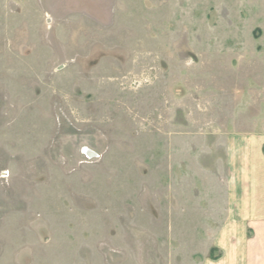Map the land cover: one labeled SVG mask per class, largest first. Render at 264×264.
<instances>
[{"label": "rangeland", "instance_id": "rangeland-1", "mask_svg": "<svg viewBox=\"0 0 264 264\" xmlns=\"http://www.w3.org/2000/svg\"><path fill=\"white\" fill-rule=\"evenodd\" d=\"M240 145L264 0H0V264H229Z\"/></svg>", "mask_w": 264, "mask_h": 264}, {"label": "crops", "instance_id": "crops-1", "mask_svg": "<svg viewBox=\"0 0 264 264\" xmlns=\"http://www.w3.org/2000/svg\"><path fill=\"white\" fill-rule=\"evenodd\" d=\"M237 149L233 159V227L244 232L243 238L249 237L226 246L232 250L229 264H264V147L240 145ZM242 174L246 180L241 179Z\"/></svg>", "mask_w": 264, "mask_h": 264}]
</instances>
